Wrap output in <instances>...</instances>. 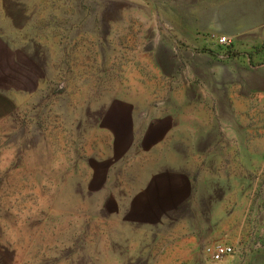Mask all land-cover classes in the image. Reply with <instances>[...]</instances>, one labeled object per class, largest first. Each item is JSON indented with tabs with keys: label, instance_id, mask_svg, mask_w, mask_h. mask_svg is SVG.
<instances>
[{
	"label": "rangeland",
	"instance_id": "rangeland-1",
	"mask_svg": "<svg viewBox=\"0 0 264 264\" xmlns=\"http://www.w3.org/2000/svg\"><path fill=\"white\" fill-rule=\"evenodd\" d=\"M0 264H264V0H0Z\"/></svg>",
	"mask_w": 264,
	"mask_h": 264
},
{
	"label": "built area",
	"instance_id": "built-area-1",
	"mask_svg": "<svg viewBox=\"0 0 264 264\" xmlns=\"http://www.w3.org/2000/svg\"><path fill=\"white\" fill-rule=\"evenodd\" d=\"M220 44L225 45L230 42L229 37L221 36L218 37ZM206 254L213 260L220 261L226 256L232 255L234 253V248L223 242H216L205 247Z\"/></svg>",
	"mask_w": 264,
	"mask_h": 264
}]
</instances>
